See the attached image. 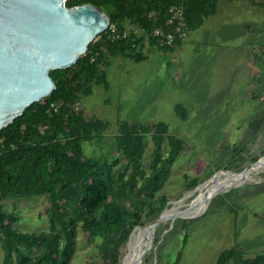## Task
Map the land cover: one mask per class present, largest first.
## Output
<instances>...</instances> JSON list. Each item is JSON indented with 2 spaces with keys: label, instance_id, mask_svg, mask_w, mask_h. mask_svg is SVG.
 I'll use <instances>...</instances> for the list:
<instances>
[{
  "label": "rangeland",
  "instance_id": "1",
  "mask_svg": "<svg viewBox=\"0 0 264 264\" xmlns=\"http://www.w3.org/2000/svg\"><path fill=\"white\" fill-rule=\"evenodd\" d=\"M253 1L256 5L220 0L215 13L190 30L183 47L173 52L149 47L146 41L150 49L140 62L112 57L106 68L109 88L96 85L82 100L88 117L111 124L102 141L84 143L86 154L121 157L116 144L121 121L168 123L187 148L161 192L170 197L167 208L184 200L181 211L194 204L200 186L219 172H239L259 159L263 163L264 130L256 138L250 130V123L264 116V7L261 0ZM179 103L186 107L187 119L176 111ZM146 146L147 166L154 147L150 136ZM223 181H214L205 192ZM49 207L46 195L5 200V208L20 216L16 226L25 231L47 229ZM186 230L190 237L183 246ZM149 245L142 264H217L221 253L234 245L249 256L264 253V172L208 199L195 213L166 219L156 229L155 240L154 233L143 234L140 257ZM2 254L0 248V260ZM97 254L89 234L80 230L72 264H100ZM128 261L129 241L119 264Z\"/></svg>",
  "mask_w": 264,
  "mask_h": 264
},
{
  "label": "trees",
  "instance_id": "2",
  "mask_svg": "<svg viewBox=\"0 0 264 264\" xmlns=\"http://www.w3.org/2000/svg\"><path fill=\"white\" fill-rule=\"evenodd\" d=\"M219 1L68 0L66 4L93 3L119 26L131 21L150 29L165 24L172 6L184 3L193 30L215 13ZM260 5L264 7V0ZM153 10L160 12L158 22L148 17ZM182 41L158 47L172 50ZM149 43L156 44L155 40ZM146 44L142 42L138 49L130 40L113 41L105 32L99 34L74 65L51 71L58 87L50 96L33 103L12 124L0 129V264H72L80 230L95 243L100 264H119L122 247L134 229L153 222L167 208L170 197L161 191L187 148L186 140L172 133L168 123L119 122L116 144L123 159L95 158L84 149L85 142L102 141L111 124L88 117L81 106L83 98L92 94L95 85L109 88L106 67L112 57L142 61L147 58L143 53ZM52 103L61 105L54 110ZM176 111L182 119L188 118L183 104H177ZM250 130L252 138L259 136L264 116L253 120ZM148 136L154 147L146 166ZM193 183L198 184L199 178ZM41 195L50 200L49 227L19 229L20 216L5 208V200ZM155 236L156 232L154 240ZM189 237L190 230H186L183 246ZM180 256L181 251L177 260ZM217 264H264V253L249 256L240 245H234L221 253Z\"/></svg>",
  "mask_w": 264,
  "mask_h": 264
},
{
  "label": "water",
  "instance_id": "3",
  "mask_svg": "<svg viewBox=\"0 0 264 264\" xmlns=\"http://www.w3.org/2000/svg\"><path fill=\"white\" fill-rule=\"evenodd\" d=\"M67 1L0 0V129L12 124L33 103L50 96L58 87L51 71L74 65L111 25V16L97 5L68 6ZM260 160L239 172L226 171L245 173ZM238 185L214 191L209 200ZM166 210L146 226L149 231L156 232L166 219L184 217L188 211L166 215Z\"/></svg>",
  "mask_w": 264,
  "mask_h": 264
},
{
  "label": "built area",
  "instance_id": "4",
  "mask_svg": "<svg viewBox=\"0 0 264 264\" xmlns=\"http://www.w3.org/2000/svg\"><path fill=\"white\" fill-rule=\"evenodd\" d=\"M159 11L153 10L148 14L155 22L159 21ZM190 29L186 20V6L184 3L174 5L167 21L163 25L155 24L147 29L135 22H125L122 26L112 22L105 31L108 39H127L132 42L133 47L138 49L142 42L155 40L157 46H174L178 39H186ZM140 42V43H139ZM61 103H52V108L57 110Z\"/></svg>",
  "mask_w": 264,
  "mask_h": 264
},
{
  "label": "bare ground",
  "instance_id": "5",
  "mask_svg": "<svg viewBox=\"0 0 264 264\" xmlns=\"http://www.w3.org/2000/svg\"><path fill=\"white\" fill-rule=\"evenodd\" d=\"M261 172H264V162L257 165V166L250 168L245 173L219 172L217 174V177L214 180L212 179V181L210 183H206V184H203L200 186L199 194L195 198L194 204L188 209V211H186V213L184 215H188V214H192V213L197 212L200 209V207L202 206V204L205 202V198L207 197L209 199L212 196V194L214 193V191H216L222 187L227 189L233 183L240 184L241 182H244L247 180H252V178L253 179L255 178V175H257ZM221 178H224L223 182L216 184L215 186L213 185V188L211 190H209V192H205V189L207 186H209L211 183H213L214 181L221 179ZM183 201L174 202V203L178 204V206L167 208V210L165 211V214L171 215V214H176V213L180 212L181 210L179 208H180V206H182ZM179 204H180V206H179ZM145 233H147L151 236L153 232L149 231L147 227H140V226L133 232L132 237L129 241V261L127 264H131L134 259H138V261H136V263H134V264H142L141 260H139V258H140L139 255H140V253L142 254L143 249L142 248L140 249L139 245H140V240H141L143 234H145Z\"/></svg>",
  "mask_w": 264,
  "mask_h": 264
},
{
  "label": "crops",
  "instance_id": "6",
  "mask_svg": "<svg viewBox=\"0 0 264 264\" xmlns=\"http://www.w3.org/2000/svg\"><path fill=\"white\" fill-rule=\"evenodd\" d=\"M249 1L252 3L251 5H256L255 2H254L253 0H249ZM185 41H186V40L184 39L179 45H177L176 47H174L172 50H168V51H172V52H173L177 47H181V48H182V47H183V46H182V45H183L182 43L185 42ZM149 47H158V46H157V45H154V46H149ZM149 47H148V46L145 47V49L143 50V53H144V54H145V52H146L147 49H150ZM158 48H159V47H158ZM160 49H161V48H160ZM145 55H146V54H145ZM121 56H122V55H121ZM124 57H125V56H124ZM132 60H133V59H132ZM134 61H135V60H134ZM137 62H140V61H137ZM109 63H110V62H109ZM108 66H109V65H108ZM108 66H107V67H108ZM107 67H106V68H107ZM106 72H107V71H106ZM95 86H96V85H95ZM83 104H84V101H83ZM83 108L85 109V104L83 105Z\"/></svg>",
  "mask_w": 264,
  "mask_h": 264
}]
</instances>
